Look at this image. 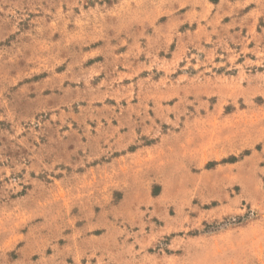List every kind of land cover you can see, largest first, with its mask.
Returning a JSON list of instances; mask_svg holds the SVG:
<instances>
[{"label": "rangeland", "instance_id": "obj_1", "mask_svg": "<svg viewBox=\"0 0 264 264\" xmlns=\"http://www.w3.org/2000/svg\"><path fill=\"white\" fill-rule=\"evenodd\" d=\"M0 264H264V0H0Z\"/></svg>", "mask_w": 264, "mask_h": 264}]
</instances>
